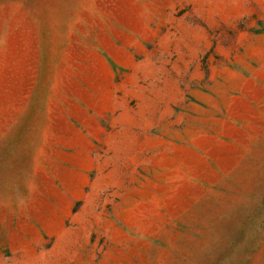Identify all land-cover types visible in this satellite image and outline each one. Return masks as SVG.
I'll return each instance as SVG.
<instances>
[{
    "label": "rangeland",
    "instance_id": "1",
    "mask_svg": "<svg viewBox=\"0 0 264 264\" xmlns=\"http://www.w3.org/2000/svg\"><path fill=\"white\" fill-rule=\"evenodd\" d=\"M0 264H264V0H0Z\"/></svg>",
    "mask_w": 264,
    "mask_h": 264
}]
</instances>
